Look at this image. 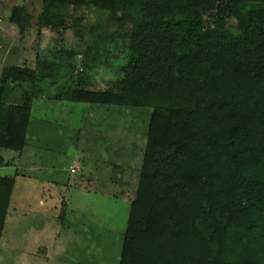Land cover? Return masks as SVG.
<instances>
[{
  "label": "trees",
  "instance_id": "trees-1",
  "mask_svg": "<svg viewBox=\"0 0 264 264\" xmlns=\"http://www.w3.org/2000/svg\"><path fill=\"white\" fill-rule=\"evenodd\" d=\"M45 2L97 5L130 24L125 76L72 92L153 108L119 264H264V0ZM22 19L14 8L11 22ZM36 74L10 66L3 77ZM4 90L0 148L21 152L31 110L2 104ZM15 183L0 176V243Z\"/></svg>",
  "mask_w": 264,
  "mask_h": 264
},
{
  "label": "rangeland",
  "instance_id": "rangeland-1",
  "mask_svg": "<svg viewBox=\"0 0 264 264\" xmlns=\"http://www.w3.org/2000/svg\"><path fill=\"white\" fill-rule=\"evenodd\" d=\"M225 24L236 25L235 14ZM129 26L97 5L0 0L2 104L31 110L22 153L0 148L17 159L0 168L16 180L0 264L120 263L153 108L74 101L72 92L80 82L108 90L125 76ZM10 66L34 70L35 82L5 80Z\"/></svg>",
  "mask_w": 264,
  "mask_h": 264
},
{
  "label": "crops",
  "instance_id": "crops-1",
  "mask_svg": "<svg viewBox=\"0 0 264 264\" xmlns=\"http://www.w3.org/2000/svg\"><path fill=\"white\" fill-rule=\"evenodd\" d=\"M12 151V150H11ZM20 153H22V151L20 152ZM17 161V159L16 160H10L9 158H7V157H4V156H2V155H0V168H4V166H7V165H14L15 164V162ZM16 164H18V163H16ZM76 173V172H75ZM1 177H5L6 175H0ZM16 184V183H15ZM10 205H11V203H10ZM10 209V208H9ZM9 214V213H8ZM56 239V238H55Z\"/></svg>",
  "mask_w": 264,
  "mask_h": 264
},
{
  "label": "built area",
  "instance_id": "built-area-1",
  "mask_svg": "<svg viewBox=\"0 0 264 264\" xmlns=\"http://www.w3.org/2000/svg\"><path fill=\"white\" fill-rule=\"evenodd\" d=\"M71 172L75 173L76 172V168L75 167H71Z\"/></svg>",
  "mask_w": 264,
  "mask_h": 264
}]
</instances>
